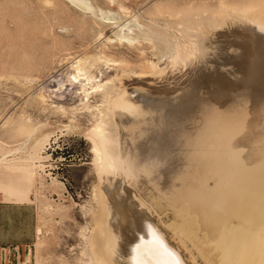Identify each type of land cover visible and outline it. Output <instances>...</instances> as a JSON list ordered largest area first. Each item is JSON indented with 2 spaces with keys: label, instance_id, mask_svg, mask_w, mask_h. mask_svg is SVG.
<instances>
[{
  "label": "bare ground",
  "instance_id": "1",
  "mask_svg": "<svg viewBox=\"0 0 264 264\" xmlns=\"http://www.w3.org/2000/svg\"><path fill=\"white\" fill-rule=\"evenodd\" d=\"M71 1L79 4L84 0ZM101 11L106 14L104 22L113 28V39L148 46L146 62L152 72L127 76L131 83L155 90L157 83H146L143 78H168L176 66L190 63L188 84L182 86L187 87L190 100L183 88L189 102L182 98L187 102L174 108L172 98L162 95V88L156 89L162 96L140 105L136 100L144 99L136 90H125L126 82L120 89L110 81L91 87L99 92L102 106H95L101 109L100 124L93 128L99 182L93 187L96 210L85 264H197L196 256L184 245V234L181 238L178 232V240L171 237L168 227L173 225L156 217L157 197L180 204L181 210L193 216L196 231L208 236L219 264H264V0H220L207 15L192 7L179 9L168 12L162 23L153 18L140 22L135 14L126 21L120 13ZM232 16L242 25L233 41L243 48L239 55L246 62L236 73L245 76L236 77L241 80L236 86L224 82L222 75L217 81L216 76L218 83L202 91L200 83L207 68L200 66L207 54L203 38ZM72 63L81 70L79 58ZM82 93L87 96L88 89ZM82 105L90 107L87 101ZM222 127L229 132L224 133ZM37 146L36 142L31 149ZM0 156V166H16L28 176L35 167H43L35 160L45 158ZM130 189L144 201L139 197L141 203L134 201Z\"/></svg>",
  "mask_w": 264,
  "mask_h": 264
},
{
  "label": "rangeland",
  "instance_id": "2",
  "mask_svg": "<svg viewBox=\"0 0 264 264\" xmlns=\"http://www.w3.org/2000/svg\"><path fill=\"white\" fill-rule=\"evenodd\" d=\"M84 1L78 4L71 0H0V154L15 160H18L16 157L31 154L33 156L29 157L39 155L47 158L35 160L43 167H35L31 176L23 174L16 166H0V184L26 193L36 209L40 232L36 242L27 250V264H85L87 259L88 236L94 225L93 213L96 210L93 187L99 182L98 167L94 165L97 160L93 131L100 124L101 114V109L95 107L101 103V97L91 87L110 81L115 89H120L126 82L128 88L125 90H136V95L144 99L136 100V104L140 105L162 95L172 98L173 107L176 105L174 108L190 100L187 87H182L188 84L185 79L192 65L190 63L186 67L176 66L168 78H143L146 83L159 84L155 90L141 83H131L129 76L152 72L146 62L150 57L148 46L143 42L133 46L113 39V28L104 22L106 14L103 15L101 10L120 13L126 21L135 14L140 22L148 23V19L153 18L162 23L170 12L189 7L207 15L218 7L220 0ZM241 1L246 0H237ZM235 17L232 16L229 22L211 30L203 38L207 54L205 63L200 66H204L203 70L208 69L203 73L205 80L200 83L202 91L210 84H217L216 80L219 81L221 75L228 85L236 86L241 82L236 77L243 73L236 71L246 62L240 56L243 48L233 41L237 38L235 32L242 29L241 22ZM109 37H112L111 41ZM78 58L81 70L77 71V63L72 61L76 62ZM209 67L214 68L212 73ZM85 71L87 74L83 77ZM72 76L77 79L74 78V81ZM162 88L165 94L161 92V95L156 89ZM83 89H88L87 96L82 93ZM183 92L189 94H186L189 100ZM84 98L90 104L89 110L82 105L86 102ZM222 128L224 133L229 132ZM36 142V149H31ZM136 194L132 198L141 203L139 199L143 197ZM155 200L159 214L155 216L168 222V226L173 225L168 227L171 237L177 239L179 233L181 238L186 234L187 239L182 238L184 245L196 256L197 264H219L217 255L207 243L208 236L203 231H196L193 216L181 210L180 204L162 201L158 197ZM142 204L147 206V203Z\"/></svg>",
  "mask_w": 264,
  "mask_h": 264
},
{
  "label": "crops",
  "instance_id": "3",
  "mask_svg": "<svg viewBox=\"0 0 264 264\" xmlns=\"http://www.w3.org/2000/svg\"><path fill=\"white\" fill-rule=\"evenodd\" d=\"M26 193L0 184V264H27V250L36 242V209Z\"/></svg>",
  "mask_w": 264,
  "mask_h": 264
}]
</instances>
